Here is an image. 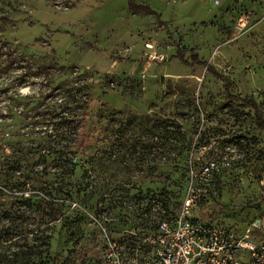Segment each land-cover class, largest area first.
I'll use <instances>...</instances> for the list:
<instances>
[{
	"label": "rangeland",
	"instance_id": "1",
	"mask_svg": "<svg viewBox=\"0 0 264 264\" xmlns=\"http://www.w3.org/2000/svg\"><path fill=\"white\" fill-rule=\"evenodd\" d=\"M247 100L264 115V0H0V156L19 143L33 172H55L53 148L76 123L66 116H86L77 132L99 142L64 180L85 189L51 256L82 247L81 264H96L108 239L142 264L144 233L187 198L192 219L238 232L258 220L264 240V131ZM144 114L182 124L185 157L152 149L156 167L143 165ZM186 160L217 169L186 182Z\"/></svg>",
	"mask_w": 264,
	"mask_h": 264
},
{
	"label": "trees",
	"instance_id": "2",
	"mask_svg": "<svg viewBox=\"0 0 264 264\" xmlns=\"http://www.w3.org/2000/svg\"><path fill=\"white\" fill-rule=\"evenodd\" d=\"M130 7L133 10L143 8L133 3ZM202 64L216 78H224L208 62L203 61ZM247 103L253 109L256 127L264 131V115L258 103L255 100H247ZM63 118L76 123L74 128H70L72 130L64 133L70 140L53 148L55 154L51 160L56 167L55 172H48L46 167L33 172L27 159L29 148L19 143L12 147L9 157L0 156V264L83 263L82 247L75 251L73 258L65 256L61 249L51 256V240L57 234L59 243H64L63 235L70 218L67 209L74 194L85 189L84 186L75 191L66 188L64 180L75 174L80 162H95L99 142L88 132H77L78 128L85 126L86 116ZM188 147L186 133L177 119L143 115V165L151 169L156 167L154 157L147 158L152 149H159L162 153L176 150L183 158ZM183 166L185 180L189 182L190 169L198 170L200 164L186 160ZM95 187L96 184L93 185Z\"/></svg>",
	"mask_w": 264,
	"mask_h": 264
},
{
	"label": "built area",
	"instance_id": "3",
	"mask_svg": "<svg viewBox=\"0 0 264 264\" xmlns=\"http://www.w3.org/2000/svg\"><path fill=\"white\" fill-rule=\"evenodd\" d=\"M217 4L218 0H214ZM217 169L214 160L190 169L194 178L208 182ZM187 198L182 210L174 215H162L143 236L142 264H264V240H254L259 221H252L241 232L212 221L190 217ZM164 211V210H163ZM106 248L96 264L109 259L111 264H125L116 243L107 239ZM145 247L150 250L144 253Z\"/></svg>",
	"mask_w": 264,
	"mask_h": 264
}]
</instances>
